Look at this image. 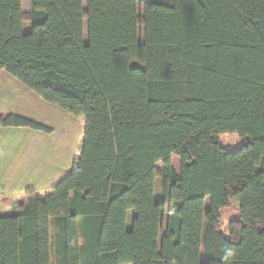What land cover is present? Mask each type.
I'll use <instances>...</instances> for the list:
<instances>
[{
    "label": "trees",
    "instance_id": "obj_1",
    "mask_svg": "<svg viewBox=\"0 0 264 264\" xmlns=\"http://www.w3.org/2000/svg\"><path fill=\"white\" fill-rule=\"evenodd\" d=\"M24 22L0 0V70L85 128L67 176L0 217V264H264V0H30Z\"/></svg>",
    "mask_w": 264,
    "mask_h": 264
},
{
    "label": "rangeland",
    "instance_id": "obj_2",
    "mask_svg": "<svg viewBox=\"0 0 264 264\" xmlns=\"http://www.w3.org/2000/svg\"><path fill=\"white\" fill-rule=\"evenodd\" d=\"M24 2L23 11L27 23L30 6L27 1ZM141 11L139 6V18ZM139 40L143 41L142 28L139 29ZM8 115L19 116L49 128L52 133L28 128H0V216L14 213L18 204L25 201L30 193L44 198L51 191L49 185L54 182L57 184L67 176L80 155L85 128L83 118H74L42 101L0 70V118ZM24 141L32 146L31 152L21 151L18 147ZM218 143L225 150L236 151L244 142L235 134H223L218 136ZM171 160L174 168L179 171V161L174 157ZM156 171L161 173V165L156 166ZM158 179L157 187L160 184ZM238 219L239 207L232 204L221 213L222 231L226 232L227 224Z\"/></svg>",
    "mask_w": 264,
    "mask_h": 264
},
{
    "label": "crops",
    "instance_id": "obj_3",
    "mask_svg": "<svg viewBox=\"0 0 264 264\" xmlns=\"http://www.w3.org/2000/svg\"><path fill=\"white\" fill-rule=\"evenodd\" d=\"M24 1H27V4L30 6V0H22V14H23V16L25 15V12L23 11L24 10V8H23V6H24ZM29 17H30V14H29ZM24 18H25V16H24ZM31 32V24L27 21V23L26 22H24V24H23V33L24 34H29ZM28 133H29V131H27ZM21 133H24V132H21ZM25 136V135H24ZM18 147H20V149H21V151H25V152H31V149H32V146H30L29 145V142L27 141V142H22V144L21 145H18ZM22 156H25L24 154H22V153H20ZM76 160V159H75ZM175 169V168H174ZM175 171H176V173H177V175L179 174V171H177L176 169H175ZM158 180H160V179H158ZM56 185V183L54 182L53 184H51V185H49V186H51V189L54 187ZM49 189H47L46 191H48ZM35 195L38 197V195L35 193ZM154 200L156 201V202H159L160 200H161V181H160V184L158 183V187H157V179L155 180V189H154ZM24 202L25 201H22L20 204H18L19 205V207L22 205V204H24ZM19 207L17 208V210H15L14 211V213H12V214H6V215H1L2 217L3 216H15L17 213H18V210H19ZM0 216V217H1ZM133 216H134V213L133 212H129V215H128V220H127V222H128V228H130L131 227V222H132V218H133Z\"/></svg>",
    "mask_w": 264,
    "mask_h": 264
}]
</instances>
